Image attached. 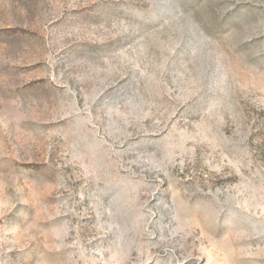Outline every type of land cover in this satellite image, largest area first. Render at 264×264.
Wrapping results in <instances>:
<instances>
[{
  "label": "rangeland",
  "instance_id": "rangeland-1",
  "mask_svg": "<svg viewBox=\"0 0 264 264\" xmlns=\"http://www.w3.org/2000/svg\"><path fill=\"white\" fill-rule=\"evenodd\" d=\"M0 264H264V0H0Z\"/></svg>",
  "mask_w": 264,
  "mask_h": 264
}]
</instances>
